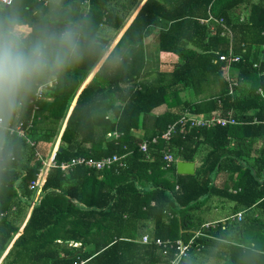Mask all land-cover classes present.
<instances>
[{
    "label": "trees",
    "instance_id": "1",
    "mask_svg": "<svg viewBox=\"0 0 264 264\" xmlns=\"http://www.w3.org/2000/svg\"><path fill=\"white\" fill-rule=\"evenodd\" d=\"M85 1L14 0L0 9V17L14 18L29 37L80 24L88 38L82 58L37 81L13 118L12 125L31 122L29 142L4 133L0 264H169L175 250L143 245L144 235L191 241L180 264H203L210 199L233 202L234 214L256 205L254 218L245 213L231 224L243 233V247L232 248L241 257L227 264H264V96L258 93L264 91V0H88V7ZM209 14L230 29L231 41L221 26L211 31L200 24ZM155 29L157 52L180 62L143 73V41ZM230 42L239 56L232 68L240 85L232 96L219 61ZM50 80L53 88L35 100L37 86ZM213 112H230L242 123L195 129L186 120L178 123L187 113ZM173 124L166 142L161 136ZM57 139V167L33 205L29 186L41 166L35 152L48 159L52 151L43 148ZM144 141L147 151L141 152ZM166 153L186 162L203 156L194 175H178L176 164L166 168ZM112 155L124 156L122 164L102 171L58 167ZM215 228L227 237L222 225Z\"/></svg>",
    "mask_w": 264,
    "mask_h": 264
},
{
    "label": "clouds",
    "instance_id": "2",
    "mask_svg": "<svg viewBox=\"0 0 264 264\" xmlns=\"http://www.w3.org/2000/svg\"><path fill=\"white\" fill-rule=\"evenodd\" d=\"M87 42L80 24L29 37L14 18L0 17V152L5 147V131L37 81L77 63Z\"/></svg>",
    "mask_w": 264,
    "mask_h": 264
},
{
    "label": "built area",
    "instance_id": "3",
    "mask_svg": "<svg viewBox=\"0 0 264 264\" xmlns=\"http://www.w3.org/2000/svg\"><path fill=\"white\" fill-rule=\"evenodd\" d=\"M14 0H0V9L1 8H6L9 7L13 4ZM89 1H85V5L88 7ZM86 10H88L86 8ZM201 24H208V23H213L211 25V30H214L215 25H219L222 27V35L228 36L229 40H232V34L229 28L225 26L222 20H217L213 18V16H210L206 20H201ZM259 58H263V54L259 55ZM219 61L224 64L223 67V73L225 78L228 81V94L232 96L235 92V89L239 87L240 83L237 79L234 78L233 74V68L232 65L234 63H237L239 61V56L235 55L232 51V44L230 42L229 48L227 53L219 55ZM256 67V65H254ZM56 81L55 80H50L45 84H40L37 86L36 92H35V100H39L43 93L47 92L48 90L52 89L53 86L55 85ZM258 93L262 96H264V91L259 89ZM37 109V107H35ZM183 120H186L189 122V129H195V128H213L215 126H221V127H226L229 125H237L239 123H242L241 121L235 119L233 115L228 112L225 116L222 115L220 112H213L209 117H206L205 115L202 114H190L187 113L185 114L179 121L178 123H181ZM256 122V119L253 120ZM31 126V122L27 126L24 124L18 122L16 124H10L7 128V133L9 135H16L19 138L26 139L29 142V137L27 134L28 127ZM27 127V129L25 128ZM175 131V124L171 125L168 127L167 131L163 133L161 138L164 141H169L171 134ZM116 136V135H114ZM152 143H156V138L152 140ZM33 145L32 143H30ZM58 144H59V139H57L53 150L51 152V156L48 159H43L39 151L35 152V157L41 161V166L36 174L35 180L30 184V190H32L35 193L34 199L32 201V204H38L41 199V194H42V188L45 184L47 175L49 173V170L53 167H57L55 162H54V154L58 149ZM139 151L141 152H146L147 151V142L144 141L139 145ZM124 158V156L120 157L118 155H112L100 160H95V159H86L84 157H78L73 159L70 162L66 163H61L58 167L62 172H67L76 166H84L85 168L89 169H94L97 171H102L105 169H110L112 168L115 164H122L121 160ZM178 159H175V157L169 153L164 154V162L166 168L171 167L173 164H176L178 162ZM243 216V212H239L235 214L232 219L240 221ZM210 224L204 225L205 228H208ZM198 236H203L201 232H196L195 237ZM140 243L143 245H151L155 246L163 251V253H166L167 251L170 250H175L174 258L171 260L169 264H180L182 259L187 257L188 255V250L191 245V241L188 242V244H184L181 241L173 242L171 240H160V239H152L149 235H144ZM76 246V244H75Z\"/></svg>",
    "mask_w": 264,
    "mask_h": 264
},
{
    "label": "crops",
    "instance_id": "4",
    "mask_svg": "<svg viewBox=\"0 0 264 264\" xmlns=\"http://www.w3.org/2000/svg\"><path fill=\"white\" fill-rule=\"evenodd\" d=\"M145 1L146 0H142L141 5ZM212 24L213 23H208L209 29L211 28ZM115 42L113 43L111 48L114 46ZM157 45H158V29H155L154 34L150 35L148 38H146L143 41V60H144L143 73L144 72L155 73L158 71H167L169 70L167 69V67H170L171 69L180 62L175 56H172L170 54H166V55L159 54V52H157ZM262 145L263 143L261 140L257 141V143L254 145V152L252 153L253 157H255L257 151L261 148ZM205 150L206 148L203 150V152ZM202 156L203 153L199 154L198 160L194 162L195 171L201 164L200 159ZM234 192L235 191H233V193ZM233 208H234L233 202L226 201L224 199L223 200L210 199V203L205 206L204 210L206 212L204 215H205V219H207L206 224H210L209 228H212V231L208 232V234L205 235L209 239L210 245L208 246V257L206 261L203 262V264H227L231 260V258L235 259L237 257L236 260L240 259L241 255H239L238 252L232 249L235 247L238 248L243 247V245L240 244L238 241V238L240 239L243 237V233L240 232V230L237 229L235 225L231 226V224H234V222H238V220L232 219V217L235 215L233 213ZM257 211L258 210H256V205H254L248 210L242 209L239 212H243V215L245 213H250L249 217H253V213H257ZM217 224L222 225L223 231L226 230L229 231L227 237H221V232L216 231L215 226ZM233 255L235 256L233 257ZM1 261L2 258L0 259V262Z\"/></svg>",
    "mask_w": 264,
    "mask_h": 264
},
{
    "label": "water",
    "instance_id": "5",
    "mask_svg": "<svg viewBox=\"0 0 264 264\" xmlns=\"http://www.w3.org/2000/svg\"><path fill=\"white\" fill-rule=\"evenodd\" d=\"M7 8V7H6ZM61 148H58L57 151L61 152ZM176 173L178 175H194L195 174V163L178 161L176 162Z\"/></svg>",
    "mask_w": 264,
    "mask_h": 264
},
{
    "label": "rangeland",
    "instance_id": "6",
    "mask_svg": "<svg viewBox=\"0 0 264 264\" xmlns=\"http://www.w3.org/2000/svg\"><path fill=\"white\" fill-rule=\"evenodd\" d=\"M167 69H170V67H167ZM43 150H45L46 153L50 154V151L53 150V146H51V144H50V145H47V146H45V147L43 148ZM25 215H26V212H25V214L22 216V218H21V220H20V223H18V226L21 227V225H22V221H23Z\"/></svg>",
    "mask_w": 264,
    "mask_h": 264
}]
</instances>
